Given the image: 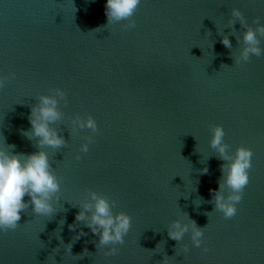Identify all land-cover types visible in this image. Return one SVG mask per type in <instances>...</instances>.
Segmentation results:
<instances>
[{
  "label": "water",
  "instance_id": "water-1",
  "mask_svg": "<svg viewBox=\"0 0 264 264\" xmlns=\"http://www.w3.org/2000/svg\"><path fill=\"white\" fill-rule=\"evenodd\" d=\"M106 3L0 0V77H9L0 89V148L39 151L36 138L23 135L31 107L55 88L67 98L52 125L66 145L43 149L61 182L57 213L37 216L30 206L16 230L0 232V264H161L165 255L169 264H264V55L235 64L246 29L229 25L233 8L253 28L257 17L264 23V0H141L129 30L128 21L104 26ZM77 115L92 116L98 132L74 130ZM216 125L230 153L253 151L231 219L211 202L225 163L210 145ZM90 191L132 217L115 256L104 255L111 246L97 248L99 237L83 223L69 228ZM177 219L205 228L201 248L191 232L169 238Z\"/></svg>",
  "mask_w": 264,
  "mask_h": 264
},
{
  "label": "clouds",
  "instance_id": "clouds-1",
  "mask_svg": "<svg viewBox=\"0 0 264 264\" xmlns=\"http://www.w3.org/2000/svg\"><path fill=\"white\" fill-rule=\"evenodd\" d=\"M140 4L141 0H107L105 6L107 24L104 26L128 21L123 25L125 30L134 29L136 22L132 18ZM231 17L232 19L229 20L231 27L239 21L246 29L243 33V47L239 55L234 58L235 64L246 63L253 55L257 57L264 55V48L260 46V37H264V23L260 22V18L257 17L253 21L256 24L253 28L247 23L239 8L232 9ZM222 43L226 48L233 47L228 35L223 36ZM8 79L9 77H0V89L6 86ZM51 92V95L38 97V103L31 107L28 117L31 128L23 132L29 140L36 138L35 146L40 150L31 154L14 153L15 145L6 143L7 148H0V232L16 230L20 226L22 213L30 206L33 214L37 216H52L57 213L54 201L60 200L61 182L53 171L48 153L43 149L45 146L61 149L66 145L61 131L52 125L63 118L64 114L59 104L61 100L67 103V98L61 88L52 89ZM72 126L74 130L87 128L93 133L99 130L97 121L92 116L83 119L77 115L72 120ZM211 131V148L216 151L218 158L225 162L220 166L222 175L218 189L210 190L211 202L215 205L214 211L222 212L225 219H231L237 214V204L243 199L244 190L250 183L253 151L241 145L234 154L230 153V145L224 141L226 133L223 126L216 125ZM86 139L87 142L82 144L80 149L83 153L89 151V145L93 142L92 136ZM76 159H81V156L77 154ZM208 171L209 169L205 167L202 169V174H207ZM26 196L30 197V200L25 201ZM200 201V204L205 202L202 198ZM115 206L116 201L96 191H90L88 197L79 205L80 210L75 216L76 222L69 225V228L75 230L80 223H83L99 237L97 248L111 246L104 255L115 256L120 251L117 245L125 243V237L132 227V217L124 211L114 212ZM64 223V220L60 221L61 225ZM204 229L198 227L194 220L188 219V222H184L177 219L168 226L167 231L169 238L177 242L182 241L185 234L191 232L192 244L196 248H201ZM84 235L86 233L81 230L75 240ZM72 246L73 243L66 245L69 252ZM183 251H189L187 245L184 246ZM203 251L207 253L209 249L204 247ZM169 260L170 257L165 255L161 264H169Z\"/></svg>",
  "mask_w": 264,
  "mask_h": 264
}]
</instances>
